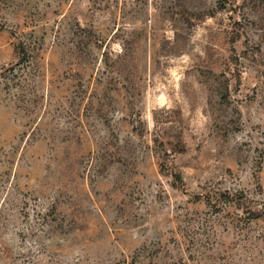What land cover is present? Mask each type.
<instances>
[{
	"label": "rangeland",
	"instance_id": "obj_1",
	"mask_svg": "<svg viewBox=\"0 0 264 264\" xmlns=\"http://www.w3.org/2000/svg\"><path fill=\"white\" fill-rule=\"evenodd\" d=\"M0 264H264V0H0Z\"/></svg>",
	"mask_w": 264,
	"mask_h": 264
},
{
	"label": "trees",
	"instance_id": "obj_2",
	"mask_svg": "<svg viewBox=\"0 0 264 264\" xmlns=\"http://www.w3.org/2000/svg\"><path fill=\"white\" fill-rule=\"evenodd\" d=\"M223 8H227V4L224 2V1H220V3H219ZM254 213V215L256 216V218H259V217H261V216H263V214H262V212H253Z\"/></svg>",
	"mask_w": 264,
	"mask_h": 264
}]
</instances>
